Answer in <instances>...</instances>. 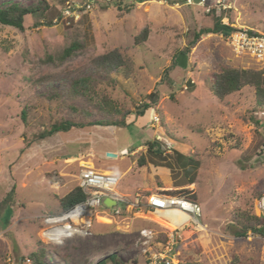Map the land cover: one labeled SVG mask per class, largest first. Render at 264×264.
I'll list each match as a JSON object with an SVG mask.
<instances>
[{
    "label": "rangeland",
    "instance_id": "1",
    "mask_svg": "<svg viewBox=\"0 0 264 264\" xmlns=\"http://www.w3.org/2000/svg\"><path fill=\"white\" fill-rule=\"evenodd\" d=\"M46 1V12L26 16L24 31L0 24V202L14 187L13 205L0 207V264H25L40 249L46 264H115L112 255L120 264H149L141 229L155 230L159 242L171 229L143 207L120 215L98 207L91 235L57 244L42 239L44 217L60 212L59 199L79 185L82 167L115 173L116 191L132 200L154 191L191 193L203 228L182 229L173 264H264V240L252 231L234 234L238 214L264 218L258 205L264 196V106L253 86L223 99L210 87L212 74L227 67L263 69L264 59L237 54L222 33L195 37L219 15L224 24L264 33V0ZM11 2L43 0H0V7ZM145 26L148 39L137 45ZM75 40L85 47L62 63L46 62ZM115 48L127 66L103 79L91 60ZM89 75L97 98L107 95L131 112L128 124L86 125L38 138L66 116L53 92L63 95L71 79ZM71 101L85 106L82 97ZM153 141L162 154L149 152Z\"/></svg>",
    "mask_w": 264,
    "mask_h": 264
},
{
    "label": "trees",
    "instance_id": "2",
    "mask_svg": "<svg viewBox=\"0 0 264 264\" xmlns=\"http://www.w3.org/2000/svg\"><path fill=\"white\" fill-rule=\"evenodd\" d=\"M49 7V3L46 0L27 6L19 2H11L3 7H0V24L12 26L24 31V22L27 15H35L39 12L44 13L49 9ZM222 19V15L214 17L213 26L204 28L200 30V32H197L195 35L196 39H199L201 35L205 33H222L226 36L237 28L229 22L224 24ZM148 35L149 29L148 26H145L136 35L135 43L137 45L142 44L148 39ZM84 47L85 46L83 42L75 40L57 54L47 55L46 62L62 63L68 57L72 56L76 51L82 50ZM91 65L101 78L108 79L110 74L113 72H118L123 67L127 66V59L120 49L115 48L94 57L91 60ZM92 81L93 80L90 75L78 76L77 78L70 80V85L65 90L63 95L62 93L53 92L55 97L61 98L62 107H64V109L67 111L66 116L53 123L50 128L39 133L37 135L38 138L43 139L59 131H69L72 128H81L86 125L98 124L122 127L128 124V117L130 116L131 112L120 108L117 103L107 95L97 98V94L92 88ZM246 85L254 87L257 104L264 106V68L256 70L251 68L227 67L220 72L212 74L211 76V91L219 99H223L225 96L233 92L240 91ZM79 97L85 99V106L80 107L71 101ZM148 106L149 105L146 104L145 108L147 109ZM142 113L143 112H140V114ZM26 114V109L22 110L23 119H26ZM97 115H100L101 119H95ZM256 123L261 124L259 121H256ZM148 150L151 154H162V150L159 147L157 141L149 142ZM177 155L180 159L187 158L191 160L190 157H186V155L180 152H177ZM145 161L146 160L144 156H141L138 159L139 165H144ZM168 193L194 199L190 196L191 193L178 194L179 192L176 191H171ZM10 194H14V187L7 197L2 202H0V207L13 205ZM147 194L150 195L151 192ZM88 197L89 194L85 192L80 185H77L64 196L60 197L59 204L61 209L59 213L67 211L75 204L86 200ZM153 215L156 216L153 217L156 221L162 220L166 229H174L173 226L166 224L165 219L157 216L156 214H152L151 216ZM237 227L238 229L234 231L235 236L246 237L250 231H258L263 233L264 218L256 214L243 212L237 216ZM31 257L30 259H33V264H46L44 261L45 249L38 250L37 252L33 253ZM110 260H112L115 264H120L119 259L114 255L111 256ZM86 264H88V262Z\"/></svg>",
    "mask_w": 264,
    "mask_h": 264
},
{
    "label": "built area",
    "instance_id": "3",
    "mask_svg": "<svg viewBox=\"0 0 264 264\" xmlns=\"http://www.w3.org/2000/svg\"><path fill=\"white\" fill-rule=\"evenodd\" d=\"M88 4V6H90ZM71 7L66 8L65 13H73ZM228 45L239 55H251L257 60L264 59V33L254 31L249 28L237 27L234 31L226 35ZM157 116L154 115L153 118ZM79 185L89 197L68 209L67 211L48 214L44 217V228L41 232V237L48 243H61L65 238L79 235H91L92 221L96 215L98 207H104L114 210L115 215H120L132 207L138 211L142 207L146 212L156 214L159 217L164 216L174 229L167 233L165 242H159L158 234L150 228H142L140 231L144 248L143 251L148 255L149 264H173L172 255L175 253L176 245L182 238L180 232L184 228H192L194 231H199L203 228V223L200 221L202 216L201 206L194 200L185 196L169 194L167 191H154L148 195L147 203L142 204L140 195H137L134 200L119 194L116 187L120 183V177L115 173H104L90 167H82L79 174ZM109 196L117 203L111 208L102 205L101 198ZM119 202L124 203V207L119 206ZM259 210L264 215V196L259 200ZM173 211H178L183 214L181 220L172 219ZM165 213V214H164ZM252 235L258 236L264 240V232H253ZM248 236V235H247ZM159 244L156 248V245ZM25 264H32L30 258H26Z\"/></svg>",
    "mask_w": 264,
    "mask_h": 264
},
{
    "label": "water",
    "instance_id": "4",
    "mask_svg": "<svg viewBox=\"0 0 264 264\" xmlns=\"http://www.w3.org/2000/svg\"><path fill=\"white\" fill-rule=\"evenodd\" d=\"M195 2H200L202 0H194ZM114 155V154H113ZM101 202H102V205L105 206V207H108V208H111L113 205H116V201L114 199H112L111 197L109 196H103L101 198Z\"/></svg>",
    "mask_w": 264,
    "mask_h": 264
},
{
    "label": "crops",
    "instance_id": "5",
    "mask_svg": "<svg viewBox=\"0 0 264 264\" xmlns=\"http://www.w3.org/2000/svg\"><path fill=\"white\" fill-rule=\"evenodd\" d=\"M97 170V169H96ZM106 172H108V171H106ZM113 173V172H112ZM137 195H139V194H137ZM136 195V196H137ZM136 196H135V198H136ZM134 198V199H135ZM147 199H148V195H146V194H143V195H140V200H141V202H142V204L143 205H145L146 203H147ZM130 200H132V199H130ZM131 210H134L132 207H130V208H128L127 209V211H131ZM163 219H165L164 217H162ZM168 221L166 224H169L170 226H171V223H170V221L168 220V219H165V221ZM164 223L162 222V224L161 225H163Z\"/></svg>",
    "mask_w": 264,
    "mask_h": 264
},
{
    "label": "bare ground",
    "instance_id": "6",
    "mask_svg": "<svg viewBox=\"0 0 264 264\" xmlns=\"http://www.w3.org/2000/svg\"><path fill=\"white\" fill-rule=\"evenodd\" d=\"M105 173H108V172H105ZM165 214V213H164ZM173 217H172V219H175L176 221H178V220H181L182 218H183V214L182 213H180V212H178V211H173ZM162 217H164V216H162ZM171 226H173L174 227V225L173 224H171Z\"/></svg>",
    "mask_w": 264,
    "mask_h": 264
}]
</instances>
